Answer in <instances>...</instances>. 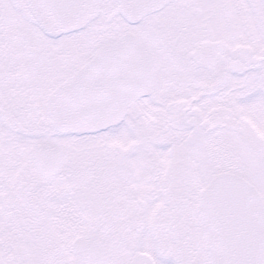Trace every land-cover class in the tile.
I'll return each mask as SVG.
<instances>
[{"label":"snow or ice","instance_id":"obj_1","mask_svg":"<svg viewBox=\"0 0 264 264\" xmlns=\"http://www.w3.org/2000/svg\"><path fill=\"white\" fill-rule=\"evenodd\" d=\"M0 264H264V0H0Z\"/></svg>","mask_w":264,"mask_h":264}]
</instances>
